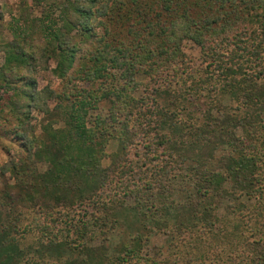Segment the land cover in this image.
Returning a JSON list of instances; mask_svg holds the SVG:
<instances>
[{
    "label": "trees",
    "instance_id": "obj_1",
    "mask_svg": "<svg viewBox=\"0 0 264 264\" xmlns=\"http://www.w3.org/2000/svg\"><path fill=\"white\" fill-rule=\"evenodd\" d=\"M21 5L0 42V120L20 147L0 167L15 193L0 264H264V0ZM51 62L60 83L40 89ZM120 228L127 242L91 246ZM162 230L172 251L143 255V233Z\"/></svg>",
    "mask_w": 264,
    "mask_h": 264
},
{
    "label": "rangeland",
    "instance_id": "obj_2",
    "mask_svg": "<svg viewBox=\"0 0 264 264\" xmlns=\"http://www.w3.org/2000/svg\"><path fill=\"white\" fill-rule=\"evenodd\" d=\"M46 5V4H45ZM21 0H0V15L2 16L0 22V42H9L12 39V34L10 32V23L13 18L20 19L21 14ZM44 10V5L42 6H33L29 9L30 17H40L42 11ZM183 49L185 54L190 58L189 65L191 68L196 69L200 68L203 63V57L201 55V51L198 47L186 42L183 45ZM4 61V53L0 51V66ZM49 70L47 72H38L34 75L36 78L37 86L41 89L45 87L47 84H50L52 87H57L60 81L55 78L51 74V69L54 67V64L51 62L48 64ZM226 103H229L226 100ZM50 108H52V104H49ZM106 109H98L95 113H106ZM94 114V113H92ZM43 119V115L37 112H33L31 115L30 125L33 129L34 135H39L41 133L40 122ZM14 124L9 121L0 120V167L4 165L10 158H12L15 153L19 152V145L16 139L12 138V129ZM117 149V142L112 140L108 144L106 148V152L108 154L115 152ZM133 153V151L131 152ZM109 164V160H103V165L107 166ZM39 171L44 172L46 170V165L39 164ZM13 178L8 174L0 173V201L1 198L3 200V191L8 190L10 195L14 198L15 193L10 188L13 185ZM244 203L248 206L247 210L244 212L250 214L251 211L248 209L255 208L254 200H243ZM129 203V201H128ZM229 200H223L217 210V215L222 217L225 213V208L229 204ZM0 203V213H2V217L5 216V210L1 207ZM5 211V212H4ZM8 213V212H7ZM245 215V214H244ZM2 220V218H1ZM27 222V221H26ZM134 233L131 230H127L120 228L117 230L110 238L109 237H101L100 239H95L91 242V246L93 248H101V247H111V245H116L121 242H127V238L129 235ZM263 237L264 240V223L261 224V230L258 231ZM248 234V233H247ZM146 238L143 242L142 253L143 255H150L152 257L158 258V260L163 259L168 253L172 251V246L170 245V235L171 233H165L163 230L160 232H145L143 233ZM109 236V235H108ZM110 239V240H109ZM111 244V245H110ZM264 245V242H263ZM224 255H222V259ZM221 264H229L226 262H222Z\"/></svg>",
    "mask_w": 264,
    "mask_h": 264
}]
</instances>
